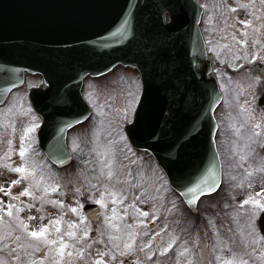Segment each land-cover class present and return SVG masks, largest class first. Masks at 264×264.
<instances>
[{
	"label": "rangeland",
	"instance_id": "1",
	"mask_svg": "<svg viewBox=\"0 0 264 264\" xmlns=\"http://www.w3.org/2000/svg\"><path fill=\"white\" fill-rule=\"evenodd\" d=\"M201 3L205 7L202 27L206 39L215 52L222 51V54L227 52V49L230 50V52L233 49L238 53V55L229 53L231 60L230 64L233 67H237L242 62L241 57H239L242 50L245 52V55L242 57L246 56L247 58H252L254 55L261 52L264 53V39L262 42H257L255 35V33H258L260 30V24L256 25L255 20H259V16L264 19V0H201ZM226 6L228 9H225ZM224 10H227V13H224ZM251 16L256 17L253 20L254 25L243 23L244 21H251ZM245 32H247V35H245ZM233 37H235V39H233ZM240 40H246L247 43L240 44ZM133 74L135 73L130 70H128L127 73L122 70H117L116 73L113 74L115 77L113 79V84L110 87L108 85L104 92L106 97H108L109 103H113L114 108L118 109L116 114H119L120 123L123 122L121 115L122 110L128 104L132 103L133 96L136 101H138L140 97L141 83L136 77L137 73L135 77L131 76ZM222 79H224L223 85L226 87L225 77L222 76ZM104 85L105 83L102 84V86ZM230 93L232 98V89ZM122 101L124 102L122 103ZM100 105L102 106L101 103ZM132 106L135 107L136 104H132ZM232 113L234 112L229 110L228 114L226 109L221 111V115L224 117L222 121L224 127L222 129L221 139L222 141L228 139L226 140L228 142V153H226L228 165L225 170V179L226 181H230L228 184L230 188L228 189V193L231 196V200L230 203L228 202L226 204L229 211L226 210L225 206L221 208L211 205L210 211H207L208 218L203 220L204 217L201 207L202 214H199L194 222L192 221L193 219H189V223H185L189 229L186 228L185 225L183 226L185 230L182 233L184 235H182L179 243V245L181 244L179 250V252H181V259L179 256H176L174 259L165 258L164 261H160L159 258L158 260L156 259V261H160V264H177V261H180L179 264H226L228 261L237 260H244L247 264H264V238H262L263 236L260 234L254 218L251 222L249 221L250 210L253 205L249 202L240 206L246 200H254V197L250 196L252 194L255 196L256 200L264 202V156L259 151V143H261L262 140L259 134L252 131L251 128L239 126L236 117H234ZM28 115V109L22 106L16 97H14L3 110H0V126H2L0 129L5 132L7 131L9 134V136H7L4 134L5 132H3L0 134V140L7 137H12L15 140L7 145V142L4 141H2L3 143L1 144L0 189H3V191H0V200L3 201L4 196H8L5 194L9 193L13 196L14 200H18V198H22L23 201L29 200V195L25 192V188L23 187V184L28 186V183L26 181L24 183L14 172L3 169H6V167L11 169L23 167L25 169V172H22L23 177L29 182L32 181L35 189L41 193L40 196L36 197V200L42 204H46L47 207L51 205V207H55L59 210L61 209V213L50 215L47 211L39 212L40 210L37 209V206L32 205L31 211L34 213L36 211L39 212L37 216L33 214V216L40 221H38V225H36L37 220L34 219V217L33 219H29V217H31L29 208L23 205L21 208L13 211L12 216L6 215L0 221V237L12 238L18 236L17 234L21 235L23 233V229L19 227V224L15 220L17 216L22 218L24 222L29 225L30 230L39 229V226L41 227L42 225H49L50 235H52L53 238L56 235L54 231L56 225L54 223L50 224V221L54 222L60 219L61 223L59 227L61 234H65V236L67 231L71 229L72 222H75L76 227L71 230L78 231V237L83 233L85 227L90 230L89 236L84 238V242L77 244V249L81 247L85 249L84 256L74 257L77 259V264H96L98 257L111 262V254L106 253L104 243V225H102L104 223L112 227L113 230H118L114 234V237L120 242L115 244L120 245L121 250H124V243L129 242V233H134L135 223L133 222L143 220L144 223L142 224H146V228L149 229L150 222H156L157 220L159 227L158 231L161 228H169L175 231L173 227V218L176 219L178 216H181V214H179L178 200L172 198L169 200V195H167L166 190L163 191L165 184H162L159 179L151 174L152 170L157 171L152 161L143 162L144 165L145 163L149 164L150 170L145 167L146 171L142 169L140 173L143 178L147 180L150 179V186L152 188L156 189L157 187L158 190L160 188L159 191L156 190L154 193L149 186V192L143 197L139 196L145 203L143 210L148 213V215L144 216L142 214L144 212L142 211V203L140 201L134 203L136 208L132 209L130 214H127L128 212L126 213L125 208L127 204H124L125 202H123V200L128 201L134 194L128 189L125 190L123 196H120L117 192L120 193V189L124 185L126 186L128 181V186L133 188L139 187V185L132 183V179L135 178L134 173L131 175L124 173L119 175V172H127L129 169L130 165L126 160L129 153L117 145L116 148L120 153L117 154L113 151L115 146L112 145V141L108 147L112 158L109 157L110 155L108 156L106 154L105 156L107 157H105V162L102 160L99 164H96L93 173L89 174L91 172L90 166L86 165V168H89L90 171H82L79 167H76V163L73 164L71 168L64 171V177L62 179L63 183L65 182L68 186V190L67 195L63 196L66 197L68 209L67 206L62 208L59 198L53 196L55 180L52 176L55 172L52 171L48 162L37 152L35 146L31 147L30 141L24 138L25 128L23 126L27 123ZM225 116L229 117L227 121L225 120ZM115 138L117 139V136H115ZM81 139L82 141L86 140L92 143L93 148L103 157L102 154L104 153L105 145L102 142L101 146L99 145L96 131L92 132V134L88 133L86 136H81ZM22 149L24 150V155H21ZM120 155H122L123 158H120ZM109 170L113 172L112 177L107 176ZM236 172H239L240 178H237L238 173ZM232 177L233 179L230 180ZM12 181H17V183L13 184ZM32 192L35 193V190H32ZM249 192H251V194ZM168 193L172 194L169 190ZM84 194H86V198L91 202L93 200L97 203L100 200L104 201L103 204L99 203L105 209L104 223L93 224L88 219H84L85 215L82 212L83 203L81 200ZM1 204L2 202L0 201V205ZM119 204L122 205L120 206ZM202 204L203 206L209 205L208 202ZM12 205L16 207L18 204ZM69 207H71V209H69ZM73 208H78V211L72 212ZM63 211L68 213V221L65 220L62 228ZM52 212H54V210ZM258 216L259 215H257L255 219H257ZM129 219L130 221L128 222ZM108 221H111V223H108ZM253 225H255L254 230ZM92 230L99 232V234L103 233V240L100 239V236L96 239H90ZM158 231L152 232L148 230L150 238ZM172 234L164 235V244L168 243ZM25 235L27 237V242L25 241L26 247L24 251L31 255L33 254V250H35L36 253L43 250L46 252V257L50 264L53 259L48 251L50 246L45 245L38 249L28 247L29 241L34 238L28 237L26 233ZM188 240H191V245L187 243ZM86 243H90L91 246L85 247ZM185 247L188 249V252L183 251ZM68 251L71 252L73 249L70 247ZM116 255L118 258H123L124 260L130 259L132 264H136L137 260H139L141 264H156V261H151V258H146V254L140 250L134 253L133 251H129L128 255L125 257H120L119 253H116ZM164 255L167 257L169 252L164 253ZM36 258L39 263L38 257ZM75 262L76 260L74 262L71 260V264ZM2 264L10 263L6 260V262L4 261Z\"/></svg>",
	"mask_w": 264,
	"mask_h": 264
},
{
	"label": "water",
	"instance_id": "2",
	"mask_svg": "<svg viewBox=\"0 0 264 264\" xmlns=\"http://www.w3.org/2000/svg\"><path fill=\"white\" fill-rule=\"evenodd\" d=\"M166 12L172 20L167 26L161 23ZM200 13L197 0H0V59L5 54L2 63L8 67L19 53L24 55L18 31L31 23L33 48L44 57L37 67L24 64L43 73L54 87L66 80L78 83L87 73L117 64L138 68L153 104L129 139L156 157L173 187L196 188L182 193L194 200L216 187L220 173L209 133L219 93L199 29ZM12 22L20 25L18 30L8 25ZM12 84L1 79L0 101ZM71 93L79 97L69 87L70 98ZM259 104L264 109V95ZM86 212L98 216L95 206ZM261 225L262 219L264 235Z\"/></svg>",
	"mask_w": 264,
	"mask_h": 264
},
{
	"label": "snow or ice",
	"instance_id": "3",
	"mask_svg": "<svg viewBox=\"0 0 264 264\" xmlns=\"http://www.w3.org/2000/svg\"><path fill=\"white\" fill-rule=\"evenodd\" d=\"M234 10V9H233ZM175 20V17H173V22ZM161 23L165 24V26L168 25L169 22L164 21L163 17H161ZM245 24H250L251 21H244ZM245 35H247V32H245ZM235 39V37H233ZM240 44H246V40H240ZM253 60H259L264 59V57H257L253 56ZM195 75V73H193ZM256 83L260 84V87L262 90H264V73H261L260 77L256 78L253 82L255 85ZM132 104H137L138 107L134 108L132 107ZM153 100L150 95L149 89L146 87L143 91L142 98L139 101L135 100V97H132V103L128 104L123 110H122V118L123 122L125 124H128L127 132L129 136H135L140 130V125L142 121H144L148 115L150 114L151 108H152ZM131 121V123H129ZM37 127V125L32 124L30 128H28L25 132V136L28 134V132L34 130ZM259 127V125H257ZM21 155H24V150H21ZM18 172H25V169L23 167L14 169ZM108 177L113 176V172L109 170L107 172ZM13 184L17 183V181H12ZM0 191H3V189H0ZM25 192L29 195L31 193L28 191V189H25ZM10 194V193H9ZM251 203L253 205L252 209L250 210V216L249 221L256 217L257 213H260V219L264 220V202L261 200H246L244 201L245 204ZM98 203L103 204L104 201L100 200ZM31 207V206H29ZM175 207V206H173ZM13 205L9 204L8 208L5 209L8 212L9 216L13 215L12 212ZM73 211H78V208H73ZM144 216H147L148 213L144 212L142 213ZM29 219H33V217H29ZM85 220H87V217H84ZM16 222L19 224V227L23 229V233H26L28 237L34 238L33 240L29 241L28 247H31L33 249H38L41 246H50L48 248L50 256L53 257L51 264H71V260L73 257L76 256H84L85 255V249L84 247H81L77 249V244H80L84 242V238L89 236V229L85 227L83 233L77 238V232L71 229H74L76 227V223L72 222L71 229L67 231L66 236L68 238H76L73 239L71 243H69V239H66L65 234H61L60 230V219H57L56 221L51 223H54L56 225L54 231L56 233L55 237L53 238L52 235H50V229L49 225H42L39 229H29V225L24 222L22 218L19 216L15 217ZM108 223H111V221H108ZM138 223H144V221H138ZM261 228L264 229V225H261ZM255 229V225H253V230ZM133 238V234L129 233V240ZM264 238V237H262ZM2 239V237H0ZM100 239L103 240V233L100 234ZM178 237L175 235H172L166 245L161 244L160 245V252L161 256L163 257L164 253L169 252L170 249H172L173 245L176 243ZM17 240H19V237H17ZM151 242L148 244H144L143 248L148 249L146 253V258H150L151 256L155 255V252L152 251L151 248ZM90 243H86L85 247H90ZM17 247L20 249H24L26 246L24 244H17ZM72 248L73 251L69 252L68 248ZM132 250L131 243H125L124 244V250H121L120 245L113 244L112 249H106V253L111 254V262L104 260L101 257H98L96 260V264H126V261L123 258H118L116 253L120 254V257H125L128 255V252ZM184 252H188L187 248L183 249ZM68 257V260L65 261V257ZM166 258V257H165ZM13 259H16L17 261H20L19 257H13ZM20 264H34L33 261H20ZM136 264H141L139 260H137ZM156 264H160V261H156ZM177 264H179V261H177ZM226 264H247L244 260H237V261H228Z\"/></svg>",
	"mask_w": 264,
	"mask_h": 264
},
{
	"label": "flooded vegetation",
	"instance_id": "4",
	"mask_svg": "<svg viewBox=\"0 0 264 264\" xmlns=\"http://www.w3.org/2000/svg\"><path fill=\"white\" fill-rule=\"evenodd\" d=\"M261 57H263V55ZM261 61H264V59H259V60H255V62L246 63L243 67V71L249 75L258 76L259 75V68H256L255 63L256 62L260 63ZM101 78H103V77H101ZM101 78L93 79L92 77H87V80L85 81V84H84V89L86 87L87 82H89V84H91L95 81L99 82ZM32 82L36 85L38 82V78L37 77L32 78ZM256 87L258 88L257 84H255V90L257 93ZM244 94L249 96L247 93V88H246ZM240 107L242 109V113H244L247 116H251L254 113V107L251 105V101L247 97L241 98ZM106 114L107 113H105V115ZM115 116H116V114H114L113 117L109 118V125H108V127L104 128L101 136H103L105 138L111 137L113 130L115 131V134L117 135V138H118V143L115 144V148L113 151H115L117 154H120L116 148V146L118 145L120 148H123L126 152L129 153L128 157L126 158V160L129 162V165H130L129 169L127 172H125V171L119 172L118 171L119 175H121L122 173L128 174V175H131L132 173H134L135 178L132 179V183L135 185H139V187L133 188L131 186H128V184H129V181H128V184L126 186L124 185L120 189L121 192L120 193L117 192V193L120 196H123L125 194V190L128 189L131 193L133 192L134 196H142L146 192V187H147V179L143 178L140 175V173L142 172V169L144 168V166H143L144 159L141 155H139L138 152L134 151L128 145V143L125 142V140L123 139L122 134H121L120 124L119 123H113ZM101 119H103L104 123L106 122V118H101L100 116L96 117V116L92 115L87 122L80 124L79 126L75 127L74 129H72L70 131V133L75 132V133H73V136L74 135L76 136L77 142L82 141L81 136H85L84 134H82V132L86 128L88 129V133L92 134V132L96 131L97 135H99L100 130L94 129L91 132V127L94 126L95 124H100L99 121H101ZM78 147H82V146L78 145ZM120 158H123V156L120 155ZM63 185L64 186L61 188V193H60V195H61L60 196V203H61L62 207L65 208V206L68 207V204H67L66 197H64L63 195H67L68 186L66 185L65 182L63 183ZM84 198L85 197L83 196L82 197L83 201H84ZM132 199H133V197L128 199V201H127V204L130 206H132ZM210 205H212V204H210ZM215 205L221 206V204H219V203H216ZM102 220H103V218H101L97 222H92V223L93 224H100L101 222L103 223ZM192 221L194 222L195 220H192ZM174 223L175 224L173 225V227L175 228V231L170 230V229H165V228L161 229L162 232L164 229H165L164 231H167V230H169L171 232L173 231L172 233L176 237H178V241H176V243L173 245L172 249L169 250V255L167 256L168 258H170L171 254H172V256H174V255L177 256V250L180 248V245H179L180 239H181L182 235H184L182 233V231L185 230V229L180 228V224L177 222V220H174ZM188 223H189V221H188ZM151 224H153L154 228H156L155 222H151ZM151 224H149V228L151 227ZM189 225H191V224H189ZM147 226H148V224H147ZM104 229H105V227H104ZM111 229H112L113 233H116L118 231L117 229H115V230H113V228H111ZM147 231H148V228H146V224L144 225L142 223H137L135 225L134 233H132L133 238L131 240H129V241H132V243L134 244V245H132V250H131V251H133V253L137 252L138 250L143 251L145 254L147 253L148 249L143 248V245L145 244L144 243L145 239L147 237V235H146ZM96 233H97L96 234V238H97L100 236V234H99V232H96ZM161 235H158L157 237H155L154 239H152L150 241L151 242L150 246L152 248V251L155 252V255L153 256L154 258H152L154 260L161 257V254H158V252L155 251V248H156L155 244L157 243V241L160 240ZM0 240H1L0 257L7 260L10 264H20V261H28V260L33 261L34 264H49L45 251L40 250V251H38V253H36V251L33 250L32 253L35 256L33 254L29 255L25 251L21 252L20 248L17 247V244H23V243H21V241H23V238H21V237H19V240H17V236L15 238L10 237L9 239H5L4 237H2V239H0ZM111 240L113 241V240H115V238H112ZM37 254H38V256H37ZM13 257H19L20 261L13 259ZM36 257H38L39 263H38ZM165 257L166 256L163 254V257H162L163 261L165 260ZM66 261H67V259H66Z\"/></svg>",
	"mask_w": 264,
	"mask_h": 264
}]
</instances>
